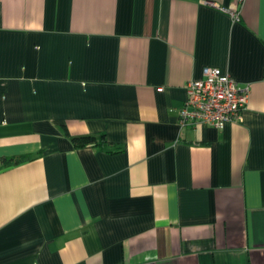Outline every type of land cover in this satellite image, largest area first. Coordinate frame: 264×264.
Listing matches in <instances>:
<instances>
[{"label": "crops", "instance_id": "crops-1", "mask_svg": "<svg viewBox=\"0 0 264 264\" xmlns=\"http://www.w3.org/2000/svg\"><path fill=\"white\" fill-rule=\"evenodd\" d=\"M207 67L248 104L182 129ZM0 264H264V0H0Z\"/></svg>", "mask_w": 264, "mask_h": 264}, {"label": "built area", "instance_id": "built-area-1", "mask_svg": "<svg viewBox=\"0 0 264 264\" xmlns=\"http://www.w3.org/2000/svg\"><path fill=\"white\" fill-rule=\"evenodd\" d=\"M222 10L239 20V10ZM185 90L186 99L178 113L182 129L203 126L222 130L226 124L240 121L250 93L248 86H241L227 73L212 67L205 68L203 77L190 81Z\"/></svg>", "mask_w": 264, "mask_h": 264}, {"label": "trees", "instance_id": "trees-1", "mask_svg": "<svg viewBox=\"0 0 264 264\" xmlns=\"http://www.w3.org/2000/svg\"><path fill=\"white\" fill-rule=\"evenodd\" d=\"M72 142L74 143L76 148H84L87 146L104 147L106 144L104 135H101L99 137H95V136L72 137Z\"/></svg>", "mask_w": 264, "mask_h": 264}]
</instances>
